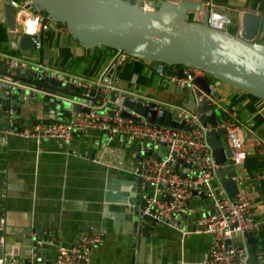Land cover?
<instances>
[{
  "label": "crops",
  "instance_id": "1",
  "mask_svg": "<svg viewBox=\"0 0 264 264\" xmlns=\"http://www.w3.org/2000/svg\"><path fill=\"white\" fill-rule=\"evenodd\" d=\"M202 1L216 4L215 0ZM232 7L238 11L250 10L240 5ZM251 10L264 15L259 8ZM238 11L232 10V13L239 15ZM48 19L52 27L45 35L43 50L33 51L32 57L40 60L37 64L49 67V72L84 78L95 84L101 81L117 54L104 46L80 45L72 39L66 25ZM4 22L5 16L0 13V23ZM18 27L20 29L19 24ZM0 33L1 38H6L1 24ZM8 51L19 54L15 58L23 57L19 51H11L6 40L0 41V52L9 55ZM152 63L123 56L117 70V87L168 105H184L187 100L184 97L189 99L188 91L180 94V86L167 76H161ZM211 83L222 98L221 107L244 131L248 156L245 166L238 168L237 184L256 207L260 223L256 232L257 253L259 263L264 264V180L261 179L264 157L257 153L264 139L260 136L264 128V100L226 83L221 86ZM139 89L143 93L138 92ZM47 103H38L35 108L28 101H18L20 112L12 114L13 120L18 121L17 127L30 126L36 120L72 119V111L60 114L58 109H51L50 114L45 115L42 105ZM140 147L139 143L128 139L107 138L93 129L75 135L68 142L42 143L23 140L0 129V189L4 190L2 199L6 200V244L12 249H22V256L26 258L31 257L32 246L41 253L42 259L38 261L32 254L31 264H51L57 259L60 248L74 246L84 234L104 232L103 243L93 250L91 264H134L135 258L138 264H200L209 254L213 237L195 232L194 223L199 214L214 210L213 200L193 199L187 215L177 219L174 225L159 223L151 237L142 238L137 245L133 241L139 236L130 234L132 228L128 227V220L117 219L123 208L107 203L109 190L114 185L133 180ZM212 184L216 188L223 187L218 174ZM149 242L154 250L150 255ZM8 252L10 250L4 255ZM27 260L8 264H27ZM0 264L6 263L0 261Z\"/></svg>",
  "mask_w": 264,
  "mask_h": 264
},
{
  "label": "water",
  "instance_id": "2",
  "mask_svg": "<svg viewBox=\"0 0 264 264\" xmlns=\"http://www.w3.org/2000/svg\"><path fill=\"white\" fill-rule=\"evenodd\" d=\"M27 1L30 2L27 8L46 12L51 20L65 24L72 39L80 45L87 48L104 46L118 51L104 73L102 82L113 68L119 66L123 56L165 64L166 76L170 75L167 70L169 65L181 66L177 72L180 78H184V68L203 70L206 78L195 79L197 89L178 87L181 89L180 94L188 91L189 99L185 96L187 100L184 105L177 106L189 110L198 109L203 123L212 128L208 133V141L214 150L215 163L222 167L217 172L218 177L229 196L236 198L239 193L236 181L238 170L232 167L226 130L221 127L228 121V113L207 99L211 84L207 76L264 100V15L255 10L242 9L246 14L241 17L236 12L232 13V10L238 11V8L218 4L212 6L202 0ZM211 11L227 13L237 23L236 32L212 28L209 25ZM0 13L5 16V22L0 24L6 34V38H1L0 33V41L6 40L11 51H19L23 56L20 66L11 70L0 63V129L7 128L9 117L14 112L19 114L18 101H28L35 108L38 103L48 102L42 105L45 115L50 114L51 109H58L60 114L70 112L71 109L75 112L85 111L82 104L89 100L85 89L62 82L57 74L37 68L35 64L40 63V60L32 57L35 38L21 33L17 12L11 7L10 0H0ZM190 16H193L192 21ZM13 65H16L15 61ZM123 104L146 117L151 124L183 129L177 119L172 120L171 115L165 112L157 116L156 112L131 102L129 98ZM123 116L128 118L126 114ZM14 126H18L17 120H14ZM260 136L264 138V128ZM137 158L140 159V156ZM140 175L141 172H138L132 181L114 185L109 190L107 200L108 204L123 208L118 212L117 219L120 222L128 220V227L132 228L130 234L139 236V239L133 241L134 245L139 244L142 238L147 240L151 237L158 225L152 218L143 216L145 200L142 198L143 181ZM3 191L0 189V261L8 264L28 259L26 263L31 264L32 254L40 261L41 253L32 246L31 257L26 258L22 256V249H12L6 244V200L2 199ZM200 198L207 199L204 194ZM246 237L250 253L248 264H260L257 253L259 240L250 233ZM7 250L10 253L4 255Z\"/></svg>",
  "mask_w": 264,
  "mask_h": 264
},
{
  "label": "built area",
  "instance_id": "3",
  "mask_svg": "<svg viewBox=\"0 0 264 264\" xmlns=\"http://www.w3.org/2000/svg\"><path fill=\"white\" fill-rule=\"evenodd\" d=\"M28 4V1L25 4L10 1L11 7L17 12L21 33L34 37V51L40 52L43 50L45 35L52 26L41 12L27 8ZM238 12L241 17L246 14L245 10ZM209 25L221 31L235 28L231 17L219 11H211ZM13 61L16 65H13ZM20 61V58L0 52V63L5 64L9 70L20 66ZM36 66L48 70L43 65ZM117 70L118 67L113 68L103 82L96 84L84 78L55 73L60 81L86 90L89 100L82 104L85 111L75 112L71 109L70 121L36 120L22 128L14 126L11 115L4 130L8 135L37 143L68 142L75 135L91 129L110 139H128L139 143L142 146L140 159H137L132 174L136 177L141 172L142 198L145 200L143 216L152 218L158 224L174 225L177 219L189 213L191 201L201 199L204 194L215 205L214 210L199 214L194 223L195 232L213 237L209 254L200 264H248L250 253L246 234L256 237L260 225L256 207L241 191V185L237 184L239 193L233 199L224 187L216 188L212 184L218 170L222 168L215 163L214 150L208 141V133L212 128L203 123L198 109L188 110L168 105L118 88ZM178 70L175 73L170 71L167 77L182 88L190 86L197 89L195 79L206 78V73L199 68H184V78L178 76ZM157 72L166 76L165 64L160 63ZM208 90L207 99L221 108L222 98L218 97L216 86L211 83ZM127 98L156 112L157 116L163 112L171 115L172 120L177 119L183 129L149 123L146 117L124 106L123 102ZM221 127L226 130L232 167L238 170L245 166L248 156L244 131L238 121L229 116ZM257 153L264 157V139ZM261 179L264 180V171ZM104 238V232L84 234L74 246L60 248L57 259L51 264H91L93 250L103 243Z\"/></svg>",
  "mask_w": 264,
  "mask_h": 264
},
{
  "label": "rangeland",
  "instance_id": "4",
  "mask_svg": "<svg viewBox=\"0 0 264 264\" xmlns=\"http://www.w3.org/2000/svg\"><path fill=\"white\" fill-rule=\"evenodd\" d=\"M223 2H228V4L229 5H232V6H235V7H238V5H240V6H247L252 0H222ZM215 2H216V0H215ZM217 3V2H216ZM191 18H193V16H190ZM59 24V23H58ZM61 24H63V23H61ZM63 25H65V24H63ZM235 27H236V24H235ZM100 59V58H99ZM100 60H102V59H100ZM152 65L155 67H159V65H160V63H158V62H153L152 63ZM169 67V69L171 70V72L172 73H175V71L179 68L178 66H174V65H169L168 66ZM181 68V67H180ZM154 76V75H153ZM154 78H156L155 76H154ZM158 78V77H157ZM210 81H212V82H214L215 84H217V86H221V84L223 83V82H220V81H218V80H214V79H211ZM134 84H137V85H140V84H138L136 81H134L133 82ZM223 85V84H222ZM140 87L144 90L145 89V87L144 86H141L140 85ZM187 87V86H186ZM185 87V88H186ZM142 89H139V90H137L138 92H141V93H143V90ZM189 110V109H188ZM151 242V241H150ZM150 242L148 243L149 244V246H148V249H149V252H148V255H150V253L151 252H154V250H151V246H152V244H150ZM151 245V246H150Z\"/></svg>",
  "mask_w": 264,
  "mask_h": 264
},
{
  "label": "trees",
  "instance_id": "5",
  "mask_svg": "<svg viewBox=\"0 0 264 264\" xmlns=\"http://www.w3.org/2000/svg\"><path fill=\"white\" fill-rule=\"evenodd\" d=\"M153 1H155V0H153ZM217 2V3H216ZM216 4H218V5H223V6H227V5H229L228 4V2L226 1V2H223L222 0H216ZM244 7H250V8H248V9H256V8H259L263 13H264V0H252L247 6H244ZM46 18H49L48 17V15H47V13L46 12H41ZM190 21H192V18L190 17ZM59 24H61V23H59ZM231 32H233V33H235L236 32V29L235 28H232L231 29ZM108 50H110L114 55H116L117 53H118V51L117 50H115V49H111V48H108V47H106ZM7 54H9V55H11V56H14V57H19V54H14L13 52H6ZM179 68L181 67V66H178ZM178 68V69H179ZM207 78L209 79V80H211V79H214L212 76H207Z\"/></svg>",
  "mask_w": 264,
  "mask_h": 264
},
{
  "label": "bare ground",
  "instance_id": "6",
  "mask_svg": "<svg viewBox=\"0 0 264 264\" xmlns=\"http://www.w3.org/2000/svg\"><path fill=\"white\" fill-rule=\"evenodd\" d=\"M180 8V7H179ZM232 19V18H231ZM233 21V20H232ZM234 22V21H233Z\"/></svg>",
  "mask_w": 264,
  "mask_h": 264
}]
</instances>
